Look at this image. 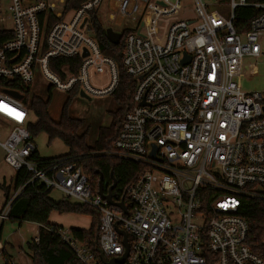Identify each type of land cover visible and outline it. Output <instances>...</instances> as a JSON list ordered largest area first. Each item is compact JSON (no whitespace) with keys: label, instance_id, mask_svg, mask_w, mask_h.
<instances>
[{"label":"built area","instance_id":"built-area-1","mask_svg":"<svg viewBox=\"0 0 264 264\" xmlns=\"http://www.w3.org/2000/svg\"><path fill=\"white\" fill-rule=\"evenodd\" d=\"M68 1L6 0L7 18L0 5V34H11L0 43V82L43 83L47 90H75L89 99L113 94L117 67L84 34L101 0L78 9H68ZM114 1L121 15H141L124 38L122 55L124 72L135 83L131 107L107 153L141 168L121 199L112 196L123 201L126 213L98 195L76 159L32 158V113L22 95L16 99L0 86L4 164L15 173L25 170L27 185L37 183L96 211L98 248L107 260L127 249L123 264H264V247L253 250L248 223L238 215L244 200H264V94L243 93L233 81L243 59L261 53L264 3L229 0L232 14L219 23L203 0H192L194 19L175 21L162 32L161 20L178 15L184 0ZM238 8L260 11L245 33L233 25ZM48 19L54 22L45 32ZM76 57V73L71 63L57 71L50 66L52 60ZM102 74L107 85L95 87L92 76ZM22 188L0 211V228ZM47 230L81 264H102L70 230ZM38 241L36 233L33 242Z\"/></svg>","mask_w":264,"mask_h":264},{"label":"trees","instance_id":"trees-1","mask_svg":"<svg viewBox=\"0 0 264 264\" xmlns=\"http://www.w3.org/2000/svg\"><path fill=\"white\" fill-rule=\"evenodd\" d=\"M89 0H69L68 9H78L80 5ZM250 3H264V0H247ZM260 11L252 8H238L234 13L233 25L238 33H245L249 29V21L257 16ZM54 20L48 19L44 31L47 32ZM94 39L99 46L101 53L110 58L118 70V84L111 95L116 109L111 113L112 121L108 129H99L97 138L92 147L86 144L87 131L80 134L83 128V120L73 119L69 115V103L71 96H76L75 90L71 91L62 106L59 120L54 122L48 114V102H43L40 98L31 94V87L17 84L14 81L0 82L2 90L18 92L23 96V102L28 106L35 118L34 123H29L28 130L32 137L38 134H46L49 141L58 139L67 148L68 153L60 156H70L76 159L78 166L88 174L93 183L94 190L98 191V182L102 177V185L110 187L115 182L118 193L114 199H121L126 187L140 174L141 168L130 162L122 161L116 157L107 155L112 150V144L117 137L124 114L131 107V97L134 90V80L130 78L122 67V55L124 38L129 31H124L122 38L117 45L112 44L106 37L105 30L101 28L96 17L92 14L90 20ZM10 33L0 34V43L10 39ZM72 73L77 72L79 58L56 59L50 61V66L57 71L58 65H69ZM58 157V158H60ZM32 158L39 163L50 162L54 159H40L36 152ZM29 175L25 170L16 173L13 190L22 188L21 194L11 203L8 221L11 223H33L36 224L38 243L33 242V238L27 242V248L32 252L31 264H81L73 255L71 250L60 241L55 232L62 229L59 226L51 225L49 218L51 214H80L91 217L88 231L72 228L70 232L82 245H84L100 262V252L98 248L99 239V215L96 211L87 206L69 203L67 200L53 201L49 197L42 185L37 183L26 184ZM6 196V202L10 197V188L0 185ZM238 215L246 220L249 227V235L252 238V248L256 253L264 247V200L246 199L242 202ZM2 228V226H1ZM0 228V240H1ZM5 259L4 264H10L9 258L2 253Z\"/></svg>","mask_w":264,"mask_h":264},{"label":"rangeland","instance_id":"rangeland-1","mask_svg":"<svg viewBox=\"0 0 264 264\" xmlns=\"http://www.w3.org/2000/svg\"><path fill=\"white\" fill-rule=\"evenodd\" d=\"M206 5V12L214 16L219 23L228 21L232 12L229 6V0H203ZM2 9H4V16L7 18L6 0L0 3ZM141 5V4H140ZM144 4H142V8ZM181 12L178 15L172 17H166L161 20V31L165 32L167 27L175 21L185 20L187 18L196 16L197 11L192 4V0H184L181 4ZM61 10L58 7V11ZM92 14L95 15L99 25L103 30L111 29L115 33L122 34L124 31H129L130 28L135 27L139 21L140 14L133 16H125L118 13L114 0H101L100 4L89 13V21ZM6 27H11V23L7 22ZM91 24L89 23L85 28L84 34H92ZM121 40V39H120ZM261 53L258 57H246L243 59L241 65L234 69L233 81L243 93H262L264 94V37L259 41ZM109 79L106 75L92 76L91 82L95 87L107 85ZM31 94L40 98L43 102H48V114L54 122L59 120L62 106L68 98L67 92H61L57 89L51 88L47 90L46 84L40 83L31 87ZM69 115L73 119L83 120V128L79 132L80 134L87 131L86 144L88 147H92L97 138L99 129H108L111 125L112 115L115 111L116 105L114 104L111 96L99 97V98H85L80 94L71 96L69 103ZM34 116H30V122L34 123ZM32 143L35 145L36 150L41 158L51 159L67 153L64 144L54 139L49 141L46 134H38L32 139ZM49 197L53 201H61V196L54 191H51ZM69 203H72L68 201ZM73 204V203H72ZM57 218L59 227L65 231L71 228L88 229L90 227L91 217L80 214H66L59 215ZM58 216V217H59ZM36 235L35 225L32 223H24L21 227L18 225L5 222L3 230L1 232V248L6 247L10 255L19 260H26L24 255L20 256V248H23L24 252L30 255V250H26L25 243L30 241ZM9 243V245L6 244ZM4 261L0 256V264Z\"/></svg>","mask_w":264,"mask_h":264},{"label":"crops","instance_id":"crops-1","mask_svg":"<svg viewBox=\"0 0 264 264\" xmlns=\"http://www.w3.org/2000/svg\"><path fill=\"white\" fill-rule=\"evenodd\" d=\"M194 17L195 16H193V17H190V18H187V20H189V21H192L193 19H194ZM186 20V19H185ZM48 91H49V89H48ZM35 120V119H34ZM34 145V144H33ZM34 147H35V145H34ZM66 150H67V148H66ZM35 152H36V154H37V156L40 158V159H43V160H47V159H45V158H41L40 156H39V154H38V152H37V150H36V147H35ZM67 153H68V150H67ZM66 153V154H67ZM65 155V154H64ZM61 156H63V155H61ZM3 157H4V154H3V151L1 150V148H0V185H4L5 187H9L10 188V195H12V193L14 192V190H13V185H14V181H15V176H16V173H15V171H13L10 167H8L7 165H5L4 164V162H3ZM58 157H60V156H58ZM58 157H56V158H58ZM51 159H54V158H51ZM49 194H50V192H49ZM62 200V199H61ZM5 203H6V196H5V193H4V191L2 190V189H0V211L2 210V208L4 207V205H5ZM61 215H66V214H61ZM59 216V214H57V213H53V214H51V216H50V218H49V223L51 224V225H56V226H58L59 225V223L60 222H57V218H60V216ZM6 222V221H5ZM5 222L3 223V225H2V228H1V232H2V230H3V227H4V224H5ZM7 222H9L8 220H7ZM11 223V222H10ZM11 224H15V223H11ZM17 224V223H16ZM22 224H24V223H22ZM22 224H17L18 225V227H21V225ZM33 224V223H32ZM35 225V228H36V233H37V229H38V227H37V225L36 224H34ZM72 229V228H71ZM76 229V228H75ZM77 229H80V228H77ZM89 229V228H88ZM88 229H80V230H84V231H88ZM6 244L7 245H9V243L8 242H6ZM0 246H1V242H0ZM25 246H26V250H28V248H27V242L25 243ZM7 247V246H6ZM6 247L4 246V248H2L1 250H0V256H1V258H2V260L3 261H5V259L3 258V256H2V253H4L5 254V256L6 257H8L9 259V263L10 264H31V256H32V252L31 251H29L30 252V255L29 254H27V252H24V250H23V248H20V253H19V255L20 256H23L24 255V257H25V261L22 259V260H19V259H17V258H14L12 255H10V253H9V251L7 250L8 249V247H7V249H6ZM4 264V263H3Z\"/></svg>","mask_w":264,"mask_h":264},{"label":"water","instance_id":"water-1","mask_svg":"<svg viewBox=\"0 0 264 264\" xmlns=\"http://www.w3.org/2000/svg\"><path fill=\"white\" fill-rule=\"evenodd\" d=\"M105 34H106V37L108 38V40L114 45H117L119 43L120 39H121V34L115 33L111 29H106L105 30ZM85 55H86V53H84L83 56H85ZM6 93L9 94L10 96L16 98V99H21V95H19L16 92L6 91ZM80 96L88 98L85 95H83L82 93L80 94ZM114 186H115V182L107 190V192L105 194L104 191H103L102 177L100 176L99 182H98V195L103 200H105L108 203V205L116 206V207L120 208L123 211V213H126V210H125L124 205H123V201H121L119 203H116V202L113 201L111 192H112V189L114 188ZM119 234H121L124 237V242H125V234L121 233V232H119ZM127 253H128V250L126 249V251H125V253L123 254L122 257L113 258V259H110V260H107L102 255H100V260H101L102 264H123L125 259H126V257H127Z\"/></svg>","mask_w":264,"mask_h":264},{"label":"flooded vegetation","instance_id":"flooded-vegetation-1","mask_svg":"<svg viewBox=\"0 0 264 264\" xmlns=\"http://www.w3.org/2000/svg\"><path fill=\"white\" fill-rule=\"evenodd\" d=\"M114 183V182H113ZM113 185V184H112ZM111 185V186H112ZM110 186V187H111ZM110 187H108V185H104V187H103V191L104 192H107V190L110 188ZM118 190H119V188H117V186H116V184H115V186H114V188L112 189V192H111V194H112V196H114V195H116L117 193H118Z\"/></svg>","mask_w":264,"mask_h":264},{"label":"snow or ice","instance_id":"snow-or-ice-1","mask_svg":"<svg viewBox=\"0 0 264 264\" xmlns=\"http://www.w3.org/2000/svg\"><path fill=\"white\" fill-rule=\"evenodd\" d=\"M3 106L2 105H0V108H2Z\"/></svg>","mask_w":264,"mask_h":264}]
</instances>
